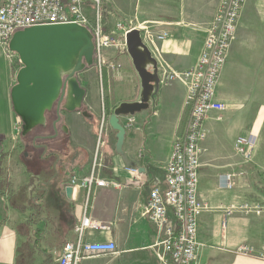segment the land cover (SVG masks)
Wrapping results in <instances>:
<instances>
[{"label": "crops", "instance_id": "obj_1", "mask_svg": "<svg viewBox=\"0 0 264 264\" xmlns=\"http://www.w3.org/2000/svg\"><path fill=\"white\" fill-rule=\"evenodd\" d=\"M217 1L196 0L197 11L191 15L185 0H148L145 29L155 35L167 32L168 37L153 47L144 44L150 55L143 65L145 71L153 75L152 59L156 69L159 63L172 71L194 66ZM102 53L101 65V54L96 56L94 46L93 64L75 74L84 91L80 107L59 109L57 115L55 101L45 114L44 126L23 134L11 100L19 68L0 48L5 63H0V264H57L62 245L75 240L74 228L83 211L105 227L87 230L84 240L112 241L116 254L92 256L79 264H157L154 246L161 235L145 217L144 206L149 189L164 186V167L173 142L184 133L189 116L185 88L180 83L160 85L156 71L158 83H150L147 105L132 115L133 125L127 124L130 115L118 116L125 130L122 154H118L116 132L108 120L120 105L141 101L142 80L127 51L112 48ZM220 86L217 99L226 108L205 122L207 137L201 144L197 195L207 210L198 218L194 264H264L235 254L241 245L257 252L264 241V216L233 209L263 199L264 146L258 151L263 118L259 111L253 118L247 111L234 115ZM249 134L257 138L252 166L242 164L233 147L238 136ZM99 137L103 145L96 177L112 184L93 185L89 191L72 187L71 177L90 174ZM125 167L137 168L138 177ZM227 177L230 189L225 187ZM68 187L73 188L70 197ZM256 192L260 193L257 197Z\"/></svg>", "mask_w": 264, "mask_h": 264}, {"label": "built area", "instance_id": "obj_2", "mask_svg": "<svg viewBox=\"0 0 264 264\" xmlns=\"http://www.w3.org/2000/svg\"><path fill=\"white\" fill-rule=\"evenodd\" d=\"M100 0H0V48H2L13 65L19 63L18 57L8 48L12 36L19 31L48 25L74 24L90 30L89 16L98 8ZM246 0H219L216 13L205 30L202 48L196 63L183 71L168 70L164 64L157 66L160 73L159 84L168 87L180 83L185 88L184 105L189 110L184 133L175 138L172 149L164 167V186H153L144 206V215L154 224L161 235L154 246L157 264H194L197 250V226L199 216L207 210L197 195L198 178L202 153L201 144L207 137L205 122L212 113L225 111L223 103L217 99V84L220 73L226 65L229 48L236 37L238 21ZM96 25L93 29L95 54L100 56L107 49L126 46V35L135 30H126V24L117 22L110 36L101 30L100 19L96 13ZM143 31V42L153 47L157 42L167 39L168 33L152 34ZM91 32V31H90ZM121 37L118 42L116 35ZM115 36V37H114ZM219 120V117L216 118ZM134 118L127 117V124L132 126ZM18 129V126H15ZM257 138L253 134L238 136L234 141V152L243 164L252 162ZM102 140L98 139L89 175L81 178H70L72 187L87 189L95 185L105 188L112 183L96 177L100 164ZM134 177L138 170L125 167ZM225 187L231 188L229 178H225ZM241 213L264 216L263 199L255 203L238 206ZM105 227L92 221L83 211L80 221L74 228L75 240L62 245L57 264H79L92 256L114 255L116 245L89 243L84 240L86 231H99ZM241 257H251L264 262V241L257 252L249 245L235 249Z\"/></svg>", "mask_w": 264, "mask_h": 264}, {"label": "water", "instance_id": "obj_3", "mask_svg": "<svg viewBox=\"0 0 264 264\" xmlns=\"http://www.w3.org/2000/svg\"><path fill=\"white\" fill-rule=\"evenodd\" d=\"M125 40L127 52L142 80L143 92L139 103L122 104L109 117V124L116 132L118 154H122L125 135L118 116H132L145 108L152 89L150 83H158L153 59V75L143 68L150 55L139 32L130 31ZM8 48L22 65L11 89V100L15 114L23 123V134L36 126H44L45 114L51 111L55 101L57 115L59 109L74 111L80 107L84 91L79 88L75 74L93 64L94 52L92 36L86 28L74 24L31 27L16 32ZM72 191V187L67 188L69 197Z\"/></svg>", "mask_w": 264, "mask_h": 264}, {"label": "rangeland", "instance_id": "obj_4", "mask_svg": "<svg viewBox=\"0 0 264 264\" xmlns=\"http://www.w3.org/2000/svg\"><path fill=\"white\" fill-rule=\"evenodd\" d=\"M218 2L219 0L215 13ZM184 3L188 13L191 15L196 13L198 6L196 0H185ZM96 13L99 15L104 34L110 36L117 22L122 21L126 24V30L134 28L139 32L140 40L144 44L142 29L148 26V0H100L98 8H95L89 16L87 25L90 26V30L86 28L91 31L92 41H94ZM238 22L236 37L229 48L228 61L220 73L217 85L221 83L220 94L225 95V103L234 115L241 116V112L247 111V116L253 118L256 111H259V116L263 118V129L259 137L262 142L258 150L260 151L264 146V0H246ZM116 36L118 42L122 43L121 37L118 34ZM122 45L119 48L127 51L126 46L123 43ZM102 55L101 52V57L98 59L101 65ZM98 60L96 58V65ZM0 63H4L1 55ZM256 149L257 143L254 149L255 155ZM254 157L252 162L244 165L252 166ZM262 163L264 165V156ZM256 193L255 196H259L260 193Z\"/></svg>", "mask_w": 264, "mask_h": 264}, {"label": "flooded vegetation", "instance_id": "obj_5", "mask_svg": "<svg viewBox=\"0 0 264 264\" xmlns=\"http://www.w3.org/2000/svg\"><path fill=\"white\" fill-rule=\"evenodd\" d=\"M18 65V70H20L22 68V65L20 64V62L17 64Z\"/></svg>", "mask_w": 264, "mask_h": 264}, {"label": "bare ground", "instance_id": "obj_6", "mask_svg": "<svg viewBox=\"0 0 264 264\" xmlns=\"http://www.w3.org/2000/svg\"><path fill=\"white\" fill-rule=\"evenodd\" d=\"M20 62V61H19ZM21 64V63H20Z\"/></svg>", "mask_w": 264, "mask_h": 264}]
</instances>
